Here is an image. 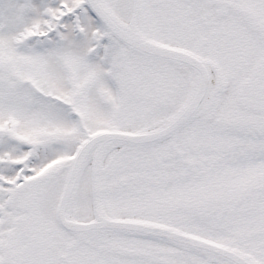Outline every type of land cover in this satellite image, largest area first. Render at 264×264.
<instances>
[{
	"label": "snow or ice",
	"instance_id": "6c2138e0",
	"mask_svg": "<svg viewBox=\"0 0 264 264\" xmlns=\"http://www.w3.org/2000/svg\"><path fill=\"white\" fill-rule=\"evenodd\" d=\"M0 264H264V0H0Z\"/></svg>",
	"mask_w": 264,
	"mask_h": 264
}]
</instances>
